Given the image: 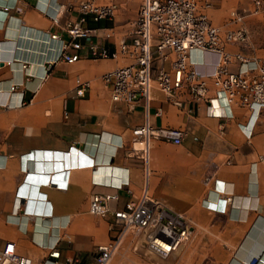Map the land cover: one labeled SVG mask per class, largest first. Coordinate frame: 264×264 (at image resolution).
<instances>
[{
	"label": "crops",
	"instance_id": "1",
	"mask_svg": "<svg viewBox=\"0 0 264 264\" xmlns=\"http://www.w3.org/2000/svg\"><path fill=\"white\" fill-rule=\"evenodd\" d=\"M81 1L0 0V246L14 240L35 264L66 229L83 224L92 194L119 193L121 205L129 197L127 188L140 194L145 185L142 156L117 147L145 121L142 101H113L102 79L125 59H94L85 47L82 59L69 64L59 59L62 41L51 38L54 33L68 38L63 23L69 14L59 24L52 16ZM141 1L117 0L114 18L90 21L94 40L114 49L127 38ZM198 1L211 3L206 12L222 32L247 29L248 43H230L227 50L252 61L264 58V12L256 11L252 0ZM241 13L242 20L234 18ZM192 59L207 70L217 56L196 51ZM238 68L229 64L232 71ZM78 77L90 81L83 97L74 89ZM181 100L161 97L152 103L155 125L182 127L186 136L178 157L167 153L166 141H153L149 190L193 224L212 225L213 233L199 239L220 243L203 262L264 264V114L256 118L223 100L192 103L188 93ZM69 148L77 150L67 171L52 183L40 177L42 158L32 155ZM38 214L51 217L60 230H51L52 223Z\"/></svg>",
	"mask_w": 264,
	"mask_h": 264
},
{
	"label": "built area",
	"instance_id": "2",
	"mask_svg": "<svg viewBox=\"0 0 264 264\" xmlns=\"http://www.w3.org/2000/svg\"><path fill=\"white\" fill-rule=\"evenodd\" d=\"M252 1L256 11L264 12V0ZM210 5L209 1L201 4L198 0H142L127 38L114 49L94 40L96 30L89 22L114 18L117 0H82L76 5L62 6L52 16L54 23L59 24L63 15L69 14L63 23L68 38L59 33L52 34V38L61 40L64 45L59 59L74 64L82 59L85 47L94 59H125L124 65L104 72L102 79L113 101H142L146 112L145 121L133 129V138L127 144L123 141L117 145L118 148L130 147L142 156L144 188L140 194L127 188L129 197L121 205L118 204L119 193L92 194L89 213L110 221L111 237L97 245L94 255L85 264H110L120 242L132 227L150 230L149 237L154 235L168 244V254L192 233L186 217L153 198L149 190L152 142L161 139L180 145L186 136L182 127L158 126L151 121L152 103L157 100L156 85L170 101L178 104L182 102L181 96L188 93L192 103L223 100L229 105L247 108L256 118L264 114V58L252 61L242 52L227 50L230 43L247 44L249 33L244 27L222 32L206 12ZM244 15L241 13L234 18L242 20ZM111 36L112 33L106 35L107 38ZM196 51L203 55L215 54L217 60L210 69L201 70L203 63L192 59ZM232 62L239 64L237 71L229 69ZM89 88L90 81L76 78L77 96H85ZM246 127L249 129L248 125ZM137 142H142L143 147L137 148ZM122 187L120 184L119 188ZM60 241L61 237L49 247L48 254L39 264H83L79 254L62 260ZM256 261L252 260L251 264ZM0 264H34V261L18 250L17 242L7 240L0 246Z\"/></svg>",
	"mask_w": 264,
	"mask_h": 264
},
{
	"label": "rangeland",
	"instance_id": "3",
	"mask_svg": "<svg viewBox=\"0 0 264 264\" xmlns=\"http://www.w3.org/2000/svg\"><path fill=\"white\" fill-rule=\"evenodd\" d=\"M103 85L107 88L104 81ZM154 94L157 98L167 97L166 93L157 85L154 88ZM167 143V153L174 157L180 156L182 144L176 145L171 142ZM153 161L154 157L152 155V163ZM150 194L153 198H157L154 196L153 190L150 191ZM159 201L162 200L160 199ZM186 219L191 226L192 233L190 237L182 241L178 248L167 256L157 254L150 248V230H140L132 227L120 242L117 252L110 264H212V262H203L204 256L208 253V250L215 247V244L218 247L220 242L199 239L200 236L204 234L213 233L214 230L212 225H197L193 224L187 217ZM109 223L110 221L108 219L95 217L90 214L88 206L83 224L79 226H70L64 231L61 237L60 248L62 250V260H64L66 256L79 254L83 264L87 263L94 255L97 245L109 241L111 237ZM19 251L23 253L24 250L22 246L19 247ZM48 252L49 250L47 254ZM47 254H43L40 261ZM40 261L38 260L37 264H39Z\"/></svg>",
	"mask_w": 264,
	"mask_h": 264
},
{
	"label": "bare ground",
	"instance_id": "4",
	"mask_svg": "<svg viewBox=\"0 0 264 264\" xmlns=\"http://www.w3.org/2000/svg\"><path fill=\"white\" fill-rule=\"evenodd\" d=\"M51 38H52V35H51ZM54 39V38H52ZM45 41V40H44ZM49 44V42H48ZM47 46V45H46ZM55 53V52H54ZM53 55V54H52ZM47 58V57H46ZM137 145V148H142L143 147V143L142 142H137L136 143ZM99 148V146H98ZM102 149V148H101ZM76 148H73V149H68V150H57L56 152L53 151V150H43V152H37V154H33V158H37V157H41L42 158V161L38 160V163H40L39 165V169H42L43 170V173H39L40 177H43L44 179H48L50 178V183L51 180L53 178H55V176L59 175V174H62L64 172H66L67 170H65L67 167H70L71 166V160L73 159V157L75 156V152H76ZM106 150V149H105ZM97 154V153H96ZM37 155V156H36ZM80 156V155H79ZM69 161V162H68ZM43 165V166H41ZM47 172H51V173H47ZM30 179H32V176H30ZM29 185H32L29 183ZM33 187H36L38 188L37 185H34ZM16 195H17V192H16ZM30 197V196H29ZM17 199V196L15 197ZM32 198V197H30ZM250 199V198H249ZM219 201V200H218ZM223 201V200H221ZM233 201V197L231 198V202ZM237 204H240L242 205L243 202L238 199L235 200ZM161 202V201H160ZM245 202V201H244ZM30 203H32V199H30L29 203H27V208L28 210H31V207H30ZM163 203V202H162ZM222 203V202H221ZM164 204V203H163ZM219 204V202H218ZM245 204H247L245 202ZM165 205V204H164ZM222 205V204H221ZM220 206V205H219ZM13 207V210L15 209L14 205L12 206ZM39 211H41L40 209H37ZM38 217H40L42 219L43 222H47V221H50L52 223V228L55 232H58L60 230V227L58 225H55L53 223V221L51 220L52 218L51 217H45L44 215H41V214H38L36 215ZM47 224V223H46ZM48 225V224H47ZM49 226V225H48ZM41 234V233H40ZM50 236V235H49ZM60 239V238H59ZM58 239V240H59ZM150 239V248L153 250V252H156L157 254H162V255H168V253L166 252V248H167V243L164 242L163 240H160L159 238H156L154 235H150L149 237ZM57 240V242H58ZM56 242V243H57ZM55 243V244H56ZM55 244L53 245H50L51 246H54ZM173 248V247H172ZM30 257V256H29ZM32 258V257H30ZM33 259V258H32ZM34 261V259H33ZM34 264H35V261H34Z\"/></svg>",
	"mask_w": 264,
	"mask_h": 264
}]
</instances>
